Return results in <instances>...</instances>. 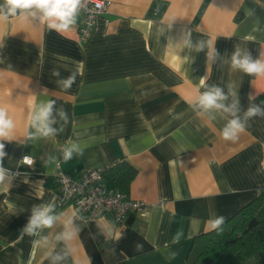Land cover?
<instances>
[{
    "label": "crops",
    "instance_id": "crops-1",
    "mask_svg": "<svg viewBox=\"0 0 264 264\" xmlns=\"http://www.w3.org/2000/svg\"><path fill=\"white\" fill-rule=\"evenodd\" d=\"M108 1L82 42L78 18L63 33L35 21L0 23V106L17 126L16 140L5 142L4 166L17 175L0 184V264H49L48 255L61 249L54 236L63 217L44 232L48 249L33 237L20 238L32 206L56 197L60 173L76 179L84 169L120 160L137 170L128 195L145 206L121 226L109 217H77L76 255L91 264H184L192 239L210 231V218L226 221L264 191V119L250 120L237 140L228 141L221 136L226 114L208 119L190 107L213 84L226 94L229 86L238 92L240 115L249 95L256 96L253 103L264 101V78L230 67L236 46L254 58L264 50V0ZM185 30L193 42L213 39L221 60L207 62V49H185L178 57L168 52L169 39ZM53 68L60 78L77 73L71 89L56 84ZM41 100H54L69 120L64 124L54 111V127L62 130L33 139L28 115ZM71 143L83 155L64 162L62 148ZM49 154L56 160L43 166ZM23 155H32L34 165L21 164ZM56 212L74 210L56 206Z\"/></svg>",
    "mask_w": 264,
    "mask_h": 264
},
{
    "label": "clouds",
    "instance_id": "clouds-1",
    "mask_svg": "<svg viewBox=\"0 0 264 264\" xmlns=\"http://www.w3.org/2000/svg\"><path fill=\"white\" fill-rule=\"evenodd\" d=\"M84 6L85 0H3L0 3V23L7 22L10 18H15L21 23L35 21L46 24L49 30L63 33L70 31L75 26L78 15ZM4 47L5 41L0 39V49ZM165 49L177 57L179 52L185 49L197 53L207 49V62L214 64L221 60V55L217 51L213 39H199L193 42L190 30H185L178 39L170 38ZM0 63H3L2 59H0ZM230 67L257 79L264 78V50H261L259 55L254 58L250 51L242 50L236 46L230 58ZM2 72L0 71V73ZM51 75L59 78L56 80V84L64 90L71 89L77 77V73L72 72L67 77L60 78L61 73L58 68H53ZM203 83L204 77L201 78V84ZM256 95H259V92ZM229 97H231V103H225ZM255 98V95H249V106L243 115H240L238 92L229 86L226 94L222 87L213 84L196 95L192 99L190 107L197 115H204L208 119L216 118L213 113L226 114L229 118L221 129V136L225 140L235 141L239 134L246 130L250 120L257 117L264 119V101L259 104L253 103ZM54 111L64 121V124L68 123L67 111L63 107L57 109L54 100H41L33 103L28 115L30 126L34 129V132L31 133L33 139L54 137L58 131L62 130V128L54 127L57 124ZM16 127L14 119L9 115L8 108L0 106V184L11 183L17 175L4 166V160L8 155L5 151V142L16 140ZM74 154L83 155V149L79 144L71 143L62 148L64 162L70 161ZM55 160L56 157L49 154L48 158L43 160V166H47ZM20 162L24 166L31 167L35 163V158L32 155H25ZM37 184H42V181H38ZM55 200L56 197L52 196L49 201L32 206L28 222L20 231V238L33 237L34 243L48 249L50 240L44 232L51 230L63 217L61 230L54 236L56 243L62 247L59 251H53L48 255L49 264H65L69 260H71V264H91L90 258L85 261L76 255V241L81 231L76 222L77 213H57ZM224 222V216H214L208 220L207 227L210 230L222 232L221 226ZM137 247L139 249L142 246L137 245Z\"/></svg>",
    "mask_w": 264,
    "mask_h": 264
},
{
    "label": "trees",
    "instance_id": "trees-1",
    "mask_svg": "<svg viewBox=\"0 0 264 264\" xmlns=\"http://www.w3.org/2000/svg\"><path fill=\"white\" fill-rule=\"evenodd\" d=\"M264 98V94L260 95ZM137 170L124 160L104 168L103 181L128 194ZM195 236L184 264H264V191L237 210L221 226Z\"/></svg>",
    "mask_w": 264,
    "mask_h": 264
},
{
    "label": "built area",
    "instance_id": "built-area-1",
    "mask_svg": "<svg viewBox=\"0 0 264 264\" xmlns=\"http://www.w3.org/2000/svg\"><path fill=\"white\" fill-rule=\"evenodd\" d=\"M109 4L108 0H85V6L78 15L80 42L87 39L96 17L102 15ZM103 170L102 167L84 169L76 179L65 173L58 174L56 206H71L77 217L85 219L109 217L116 226H121L127 214L139 211L145 203L107 185L103 181Z\"/></svg>",
    "mask_w": 264,
    "mask_h": 264
},
{
    "label": "rangeland",
    "instance_id": "rangeland-1",
    "mask_svg": "<svg viewBox=\"0 0 264 264\" xmlns=\"http://www.w3.org/2000/svg\"><path fill=\"white\" fill-rule=\"evenodd\" d=\"M248 263L253 264V263H255V260H250Z\"/></svg>",
    "mask_w": 264,
    "mask_h": 264
}]
</instances>
